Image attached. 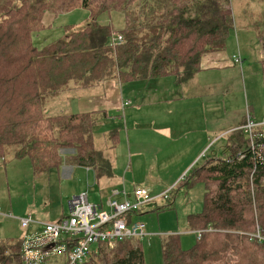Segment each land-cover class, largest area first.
<instances>
[{
    "label": "trees",
    "instance_id": "1",
    "mask_svg": "<svg viewBox=\"0 0 264 264\" xmlns=\"http://www.w3.org/2000/svg\"><path fill=\"white\" fill-rule=\"evenodd\" d=\"M229 2L0 0V161L15 148V157L28 158L35 175L67 163L94 170L96 178L109 176L111 163L103 161L93 137L94 117L105 113L48 116L50 100L71 86L89 88L114 78L127 83L174 74L180 83L194 76L203 55L225 47L234 25ZM80 8L90 14L83 27L67 28L64 38L43 48L33 45L32 34L49 27L44 13ZM110 13L122 15L124 27L114 31L97 21ZM115 33L124 38L116 47L110 43ZM232 132L225 158L193 165L171 187L167 206L203 184V208L188 216L191 230L200 232L193 246L184 250L178 235H167L163 264H264V241L251 238L257 231L264 237V164L259 153L247 150L242 133ZM239 153H245L240 160ZM140 242L99 244L82 264H144ZM20 248L21 239L0 242V264H22Z\"/></svg>",
    "mask_w": 264,
    "mask_h": 264
},
{
    "label": "rangeland",
    "instance_id": "2",
    "mask_svg": "<svg viewBox=\"0 0 264 264\" xmlns=\"http://www.w3.org/2000/svg\"><path fill=\"white\" fill-rule=\"evenodd\" d=\"M229 8L232 12L234 25L223 49L227 52L229 60L232 59V63H227L229 66L208 75V81L221 77V82L214 85L210 83L203 85L198 75L179 80L180 84L188 86L190 93H194L204 103H208L209 118L213 113L210 120L209 118L204 120V126L209 129V132L206 130L209 138L201 154L197 152L200 160L198 159L199 161L195 163L196 166H201L204 160L213 155L217 158L227 156L228 153L224 148L228 143V135L235 129H232L234 125L243 119L246 108L251 109L250 112L257 120H260L264 115V75L261 62L264 60V0H230ZM89 17V11L81 8L57 15L46 12L42 22L49 27L32 34L33 45L43 48L49 43L64 38L67 28H81L89 21ZM97 21L102 25H111L114 31L124 27L123 16L119 13L102 14ZM232 55L234 57L239 55V64L234 63ZM159 80L163 81L164 85L159 89L157 87L153 89L156 92L152 93L150 97L164 96L167 91V96L168 94H178L177 75H165ZM90 89L91 87L83 88V91L89 93ZM148 89L139 91L141 98H147ZM100 90L101 87L93 89L95 92ZM155 93L157 94L154 96ZM124 96H126L125 93ZM59 99L53 102L50 100V103L54 104L47 107L45 114L57 116L80 110H78L76 99H71V101L70 99L60 101ZM125 99L127 100L128 97ZM141 102L132 98L129 101L132 108L142 107L143 103ZM68 105L71 111L68 110ZM107 113V117L101 116V113L94 117L96 123L93 137L96 149L101 153L103 161L113 163L112 161L121 153L122 137L125 135L127 125L124 116L120 121L117 120V117L111 116L109 111ZM129 125L132 128L138 126L139 129L154 136L160 133L157 128L172 126L173 120L166 116H151L149 121H146V117L142 115L141 121H132ZM211 131H215V133H211ZM163 132L162 134H164ZM221 132L224 133L219 135ZM114 133L117 135L112 137ZM173 138L169 141V145L176 148L178 139ZM152 144L154 145L149 146H153L152 151H154L157 145ZM15 151V148H8L4 160L0 161V210L4 214L10 213L11 215V217L0 216V242H14L21 239L25 231L20 225V218L30 215L34 221L51 223L56 222L60 217H65L68 213L67 186L63 179L57 180L56 170H52L46 175H35L32 173L28 158H16ZM189 151H194L193 146L182 153L183 163H178V158H175L176 160L172 164L175 169L178 164L184 166L187 163L189 157L186 154ZM145 167L141 176L149 174L151 170L145 169ZM167 168L168 166L160 165L161 173H166ZM148 178V182L151 180L152 183L151 189L146 188V190L151 195L158 196V188L153 184L156 174L151 173ZM139 186L145 188L143 185ZM86 193L91 204L103 205L110 197V193H108L109 195L100 193L98 185L92 184V182ZM203 197L204 186L201 183H196L189 191L175 195L169 206H167L168 201L159 199L141 210V215L137 217V220L145 225L147 233V236L140 242L144 264H163L162 247L167 235H178L180 247L184 250L193 246L198 236L196 231L191 230L188 216L202 211ZM37 227L40 226L33 224L29 229ZM46 264L60 263L59 260L55 261L49 258Z\"/></svg>",
    "mask_w": 264,
    "mask_h": 264
},
{
    "label": "crops",
    "instance_id": "3",
    "mask_svg": "<svg viewBox=\"0 0 264 264\" xmlns=\"http://www.w3.org/2000/svg\"><path fill=\"white\" fill-rule=\"evenodd\" d=\"M231 60L227 57V52L224 49L208 52L202 56L199 64L200 70L197 72L200 73H196L194 77L200 76V82L203 85H208L209 83L212 85L215 83L219 84L222 80L221 77L208 81V75L218 72L222 68L224 69L228 65L227 63H232ZM159 79L127 82L123 85L114 78L96 84L95 88L91 87L89 93H86V91H83V88L75 85L65 89L51 99L52 102L59 98L60 101L76 99L78 110H80L70 114L102 111L105 113V116L103 114L101 116L107 117V111H109L111 116L117 117V120L121 121L123 116L126 119L127 129L125 135L122 137L121 153L112 161V169L109 176H101L97 179L94 170L67 163H62L58 168L52 169L56 170L57 180L63 179L65 182L69 200L77 194L86 193L91 182L92 184H97L99 192L104 194L110 193L113 189H121L123 187L130 192L140 187L139 185H143L145 189H151L150 185L152 182L151 180L148 182V177L151 173L156 174V182L153 181V184L158 188V193L161 194L170 187H173L200 160L198 154H201L206 147L209 138L207 134L209 129L204 126V120L209 118L208 103H204L197 95L190 93L188 86H184L179 82L178 94H168L167 96V91L164 93V96L158 98L150 97L152 93L156 92L153 89L156 87L159 89L164 85L163 81ZM98 87H101L99 92L93 91V89H97ZM141 89L142 91L148 89L147 98L143 99L140 97L139 91ZM92 92L94 93L91 94ZM124 93L126 96H124ZM125 97H128V99L126 100ZM131 98L142 101V107L132 108L131 103H129ZM124 103L128 104L124 106ZM52 104L54 103L49 102L48 107L52 106ZM67 108L71 111L69 105ZM246 110L254 117V114L250 112V108H246ZM142 115L146 117V121H149L151 116H166L173 120V125L157 128V131H160V133L152 136L145 130L139 129L138 126L132 128L129 125L132 121H141ZM96 116L99 115L96 114ZM243 119L235 124L232 129L237 128L243 122ZM120 121L118 122L120 123ZM211 133H215V131H211ZM223 133L221 132L219 135ZM169 135L170 137H168ZM173 137L178 139L176 148L171 147V144L169 145V141ZM152 143L157 145L154 151H152L154 147L149 146L154 145ZM192 146L194 151H189L186 154L189 157L187 163L184 166H179L178 164V167L175 169L174 165L172 166L173 161L176 160L175 158H178V163H183L182 153ZM196 155L198 156L196 157ZM192 156L193 159H191ZM213 156L216 157L215 155ZM160 165L168 166L166 173H161ZM144 166H146L145 169L151 170L149 174L141 176ZM139 215L141 213L132 216V220H137Z\"/></svg>",
    "mask_w": 264,
    "mask_h": 264
},
{
    "label": "built area",
    "instance_id": "4",
    "mask_svg": "<svg viewBox=\"0 0 264 264\" xmlns=\"http://www.w3.org/2000/svg\"><path fill=\"white\" fill-rule=\"evenodd\" d=\"M110 43L114 47L122 45L124 38L115 33ZM233 59L239 64V55ZM244 117V122L234 130L242 133L247 140V150L259 153L258 158L264 164V115L257 120L246 110ZM244 155L239 153L237 157L240 160ZM170 189L158 196L141 187L130 192L124 187L113 189L103 205L91 204L87 193H80L70 198L67 215L57 222L40 223L30 215L20 218V225L26 231L21 238L20 260L22 264H46L51 258L59 260L60 264H82L99 244L112 247L126 240L141 241L147 236L145 225L131 217L159 199L167 201ZM0 216L11 217L10 213L4 214L1 210ZM33 224L40 227L29 229ZM196 233L199 236L200 232ZM251 238L264 241L259 231ZM49 244L54 246L43 252V247Z\"/></svg>",
    "mask_w": 264,
    "mask_h": 264
},
{
    "label": "water",
    "instance_id": "5",
    "mask_svg": "<svg viewBox=\"0 0 264 264\" xmlns=\"http://www.w3.org/2000/svg\"><path fill=\"white\" fill-rule=\"evenodd\" d=\"M53 246H54V244L46 245L45 247H43L42 251H43V252H47V251H49Z\"/></svg>",
    "mask_w": 264,
    "mask_h": 264
}]
</instances>
